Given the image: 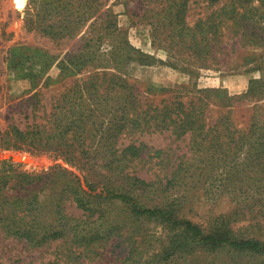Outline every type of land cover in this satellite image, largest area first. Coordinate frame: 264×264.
I'll return each mask as SVG.
<instances>
[{
  "label": "trees",
  "instance_id": "obj_1",
  "mask_svg": "<svg viewBox=\"0 0 264 264\" xmlns=\"http://www.w3.org/2000/svg\"><path fill=\"white\" fill-rule=\"evenodd\" d=\"M33 1L38 3L33 28L54 42L74 38L88 23L97 32L83 36L86 54L61 61L62 69L107 56L119 72L132 62L157 60L119 37L108 41L115 32L110 0ZM150 1L149 23L168 40L165 51L174 67L189 58L202 68L220 66L227 44L264 46V0H202L211 11L194 22L188 19L189 0ZM223 29L236 41L226 43ZM93 44L97 48L89 49ZM98 65L21 99L18 109L33 114L24 127L12 116L4 127L0 121V150L54 153L87 169L74 173L54 164L29 172L8 164L0 173V229L33 248L55 244L46 264L90 262L108 243L125 252L117 264H197L199 250L218 254L226 248L229 264H264V119L238 128L228 110L212 118L200 89L156 99L136 90L122 73ZM255 84L264 86V80L250 79L252 89ZM164 130L177 138L189 135L190 155L173 158L170 149L124 142L128 134ZM145 167L148 179L137 174ZM207 183L215 187V198L224 192L237 197L203 226L187 215L200 188L213 194ZM149 202L154 204L148 207ZM152 219L182 227L188 238L147 252L145 235L134 223Z\"/></svg>",
  "mask_w": 264,
  "mask_h": 264
},
{
  "label": "rangeland",
  "instance_id": "obj_2",
  "mask_svg": "<svg viewBox=\"0 0 264 264\" xmlns=\"http://www.w3.org/2000/svg\"><path fill=\"white\" fill-rule=\"evenodd\" d=\"M189 3L191 5L188 19L191 22H194L200 14L211 11L210 8H206L202 0H189ZM37 4L33 0H25V4L21 0H0V121L2 127L6 125V117L9 116H12L13 122L19 124L21 128L32 121L33 114L30 109H18L21 99L37 90L54 89L65 80L82 77L99 67L98 64L106 65L107 69L122 73L129 82L133 83L136 90L156 99L200 89L201 91L197 93L205 99L212 118L215 119L228 110L229 117L238 128H247L251 122H261L264 119V86L255 84L252 89L250 85V79L264 80V46L242 47L235 43L233 49H230L227 48V44L224 61L220 66L202 68L195 59L189 58L179 62L178 67H174L170 63L175 61H172V57L165 51L168 40L163 34L155 35L156 31L154 33L149 23L153 20L154 14L148 11L152 1L110 0L108 6L113 13L115 32L108 37V41L119 37L157 60L147 65L132 62L124 65L119 72L112 66L114 64L107 56L100 62H89L81 68L62 69L61 61L86 54L88 48H84L86 38L83 36L89 38L97 32L88 28L90 24L88 23L83 28V32L74 38L54 42L33 28L32 19L35 17ZM223 32L226 43L236 41L237 37H233L232 32L226 29H223ZM56 42L61 45H57ZM96 48V44L89 47L91 50ZM97 69L102 68L100 66ZM36 114L38 116L41 113L36 112ZM36 119L40 121V118ZM127 136L129 137L124 142L137 140L136 144L142 141L148 148L154 150L170 149L169 153L173 155V158L187 157L191 153L189 135L177 138L169 130H164L143 134L136 132ZM10 163L18 164V168L29 172L45 170L54 164H60L74 173L84 174L87 170L82 165H79L80 169L77 167L78 164L64 162L62 157L54 153L31 154L27 151L0 150V173ZM146 172L145 167L137 174L148 179ZM92 177L95 178V175ZM206 188L213 194H206L205 190L200 188L187 215L188 218L203 226L210 223L209 220L212 218L227 212L235 204L234 197H237L230 192H224L215 198L217 194L215 187L211 188L207 183ZM148 204L149 207L154 203ZM69 210L77 215L80 214V211L73 208ZM134 226L137 232L145 235L143 247L149 253L169 242L188 238L182 227L169 226L160 219L136 221ZM54 248L55 244L48 249L33 248L24 241L12 239L0 229V264H46L52 258ZM218 251L216 254L210 250H199L196 252L199 255L197 264H229L230 253L227 248ZM119 252L122 250L117 244L110 247L108 243L100 256H95L90 262L86 260L83 264H117L125 254V252L121 254Z\"/></svg>",
  "mask_w": 264,
  "mask_h": 264
}]
</instances>
